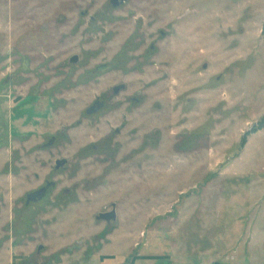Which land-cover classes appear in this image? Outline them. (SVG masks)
<instances>
[{"label":"rangeland","instance_id":"374dc122","mask_svg":"<svg viewBox=\"0 0 264 264\" xmlns=\"http://www.w3.org/2000/svg\"><path fill=\"white\" fill-rule=\"evenodd\" d=\"M118 2L0 0V264H264V0Z\"/></svg>","mask_w":264,"mask_h":264},{"label":"flooded vegetation","instance_id":"af4514ba","mask_svg":"<svg viewBox=\"0 0 264 264\" xmlns=\"http://www.w3.org/2000/svg\"><path fill=\"white\" fill-rule=\"evenodd\" d=\"M102 108H104V103L103 102H100L99 100H96L93 103V105L90 108H88V110H86V114L87 115L95 114V113L99 112ZM53 186H54L53 184H46L44 188H42L38 192H35L34 193V194L37 193L36 196L30 197V199L28 200V197L31 196V195H33V194L29 195L27 197V203L35 202L37 200H40L43 197V195L45 194V192H47V190L50 189Z\"/></svg>","mask_w":264,"mask_h":264},{"label":"trees","instance_id":"16d2710c","mask_svg":"<svg viewBox=\"0 0 264 264\" xmlns=\"http://www.w3.org/2000/svg\"><path fill=\"white\" fill-rule=\"evenodd\" d=\"M262 33H264V25H263V30ZM264 128V116L258 121L257 125L252 129L253 132L259 131ZM245 143V138L242 139L241 145L243 146ZM160 259V258H156Z\"/></svg>","mask_w":264,"mask_h":264},{"label":"water","instance_id":"95a60500","mask_svg":"<svg viewBox=\"0 0 264 264\" xmlns=\"http://www.w3.org/2000/svg\"><path fill=\"white\" fill-rule=\"evenodd\" d=\"M122 3L125 1V0H120ZM119 4V2H118V0H115V3L113 4V6H117ZM37 195V193L36 194H33V195H31V196H29L28 197V200L30 199V197H34V196H36ZM109 216V218H107V221H110V220H112V219H114V218H111V217H113L114 216V213L112 212V213H110V214H108L107 215V217Z\"/></svg>","mask_w":264,"mask_h":264}]
</instances>
